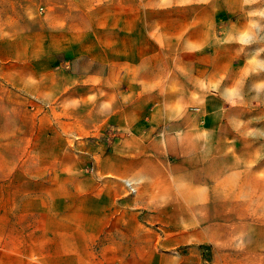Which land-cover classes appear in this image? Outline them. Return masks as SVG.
Here are the masks:
<instances>
[{"label":"crops","instance_id":"0c3cea01","mask_svg":"<svg viewBox=\"0 0 264 264\" xmlns=\"http://www.w3.org/2000/svg\"><path fill=\"white\" fill-rule=\"evenodd\" d=\"M68 5L78 18L46 27L38 2L0 0V264H206L202 245L213 264H264L252 225L220 221L240 215L215 193L237 169L189 160L199 147L149 115L164 85L152 54L126 52L119 21L93 32L89 2ZM112 123L113 150L86 174L73 137Z\"/></svg>","mask_w":264,"mask_h":264},{"label":"rangeland","instance_id":"374dc122","mask_svg":"<svg viewBox=\"0 0 264 264\" xmlns=\"http://www.w3.org/2000/svg\"><path fill=\"white\" fill-rule=\"evenodd\" d=\"M28 1L40 4L38 12L50 27L76 16L80 10L68 3L81 0ZM59 1L67 6L59 8L54 4ZM82 1L93 6L88 10L93 32L119 21L126 52L152 54L164 85L147 102L156 108L149 115L157 124H172L190 149L199 147L198 159L189 160L237 169L215 193L226 195L222 208L235 207L240 215L220 221L231 217L230 223L253 226L248 239L264 237V0H124L123 8L109 7L110 0ZM80 17L71 27H84ZM80 64L84 67V60ZM120 133L112 123L100 134L73 137L86 174H95V162L113 150ZM130 181L136 192L123 180L129 194H138L142 186ZM200 247L206 264H213L212 246ZM244 251L250 257V250Z\"/></svg>","mask_w":264,"mask_h":264},{"label":"built area","instance_id":"2783aa9c","mask_svg":"<svg viewBox=\"0 0 264 264\" xmlns=\"http://www.w3.org/2000/svg\"><path fill=\"white\" fill-rule=\"evenodd\" d=\"M126 184L130 187L132 192H136V188L132 185L130 181L126 180Z\"/></svg>","mask_w":264,"mask_h":264}]
</instances>
